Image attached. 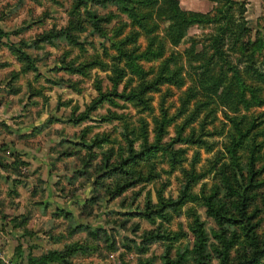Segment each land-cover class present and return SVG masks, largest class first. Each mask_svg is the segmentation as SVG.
<instances>
[{"label": "rangeland", "instance_id": "obj_1", "mask_svg": "<svg viewBox=\"0 0 264 264\" xmlns=\"http://www.w3.org/2000/svg\"><path fill=\"white\" fill-rule=\"evenodd\" d=\"M245 1L250 26L245 37L264 40V0ZM181 4L207 11L216 2L181 0ZM87 7L111 15V21L102 20L110 33L120 23H128L123 25L124 34L131 28L138 30V36L129 46H139L137 51H140L147 45L145 33L131 26L129 13L112 2L104 5L92 0L87 6L76 7V0H0V264H30L31 257L39 259L44 254L53 255L52 259H44L45 264H166L167 248L175 256L180 247L196 244L195 218L202 222L206 234L208 255L201 259L202 264H221L215 249V244H219L215 230L226 227L231 233L241 229L231 222L220 225L208 212L202 195L216 193V198L234 207V201L226 195L222 169H219L226 163L231 177L236 174L227 144L230 148L231 134L238 136L239 131L229 116L238 120L242 114L249 115L245 125L248 119L256 117L259 125L251 131L261 141L256 166L264 167V105L246 107L237 101L231 109L208 99L207 105L200 107L202 113L208 112L207 127L214 131L213 134L204 131L207 143H176V147L187 148L180 163L172 167L166 155L157 154L152 160L158 175L114 194L117 180L132 179L137 174L126 176L123 171L108 170L104 167V152L114 148L111 162L117 160L120 142L125 144L124 121L132 125V121L143 115L152 129L153 115L139 112L132 103L120 98L118 104H100L91 111L92 116L81 123L68 118L87 108L99 94L98 86L111 87L110 76L117 70H122L123 76L119 87L127 82L130 89L144 78H155L167 56V69L163 72L182 66L179 74L184 84L161 82V91L152 94L157 112L161 104L170 114L178 112L180 93L193 83V75L186 65V57L169 44L161 30L155 33L165 42L163 57H140L133 63L127 59H112L115 50L110 48V40L93 29L90 21H85ZM71 20L87 27L85 31L71 30L79 36L84 49L67 38L65 28ZM189 33L207 44L199 27L191 26ZM17 46H22L35 59L37 68L28 66L16 51ZM228 49L229 55L234 56L241 50L239 46ZM207 50L211 52L208 46ZM246 64V61L239 62L244 80L264 96V76L260 77L254 66L247 68ZM256 64L264 71V47L256 54ZM81 65H84L82 73L75 72L74 68ZM121 113L127 114L126 117L114 118ZM103 115L111 119L103 120ZM182 118L185 114L179 115L169 126L165 141L176 134L175 124ZM199 120L197 118L187 128L193 124L199 126ZM97 133H109L112 140L92 149L82 145L83 138L90 140ZM238 154L240 167L248 177L246 141L239 147ZM214 159L217 160L215 169L196 178L192 185L191 190L198 197L193 196L181 205L170 204L187 181L186 172L192 170L199 174ZM139 161L134 164L131 161L127 167L130 171L142 169L147 175L148 163L144 159ZM262 176L264 178V170ZM255 191V204L261 209L257 210L254 220L258 233L264 237V185ZM148 202L155 207L163 205L162 213L156 211L153 221L138 213ZM149 232L165 236L178 233V236L148 238ZM237 246L232 248L231 254L236 253Z\"/></svg>", "mask_w": 264, "mask_h": 264}, {"label": "trees", "instance_id": "obj_2", "mask_svg": "<svg viewBox=\"0 0 264 264\" xmlns=\"http://www.w3.org/2000/svg\"><path fill=\"white\" fill-rule=\"evenodd\" d=\"M92 0H76V7L85 5ZM104 5L107 3H115L120 9L126 10L130 15V23L132 27L141 29L147 36V45L137 51L139 46H129L130 42H134L138 36V30L131 28L128 34H124V26L128 23H120L113 32L110 33L108 26L102 23V20L111 21V15L100 14L94 9L87 7V18L85 21H90L93 29L98 31L104 37L110 40V48L115 52L112 54V59L121 60L127 59L130 62H135L140 57L161 58L165 55V42L157 37L156 30H161V33L168 39L169 44L178 48L186 57L187 66L190 69L192 76V84L187 86L180 93V107L178 112L169 113V109L161 104L159 112L156 111L154 104L153 91H161L162 83H174L182 86L184 78L179 74L182 66L172 69L168 72H163L167 69V59L165 57L161 62V72L153 79H142V82L130 89L129 84L125 82L123 87L119 85L123 79L122 70H117L116 74L110 76L113 84L111 87L104 89L101 85L98 86L99 94L91 101L85 110L77 115H72L68 119L74 123H81L92 116L91 111L96 109L100 104L105 102L109 104H118V99L123 98L126 102H130L139 112L147 111L152 114L154 126L151 129L150 122L143 115L138 116L132 121H124L122 136L125 144L120 142L118 155L119 158L111 162L114 156V148H109L104 153V167L108 170L123 171L126 176L137 174V177L132 179L117 180L114 194H120L128 187L136 183L148 181L158 175L154 172L156 163L152 160L157 154H164L168 157L171 166L174 167L184 158V153L187 148L185 146L176 147V143L188 142L191 144L207 143L205 134H213L212 129L207 127L208 112H201L200 107L207 105L208 99L217 102L218 106L224 105L232 109L233 104L237 101L242 102L248 107L251 104L264 105V96L251 87L242 76V69L239 66L240 61H246L247 68L254 66L257 75L264 76V71L256 66V54L264 47L262 38L252 39L245 37L250 31L249 21L246 15L247 1L240 0H212L216 2L215 6L208 11L185 8L181 4V0H93ZM146 8V9H145ZM197 26L202 30L207 44L204 41L189 33L191 26ZM210 27L211 30H205ZM85 31L86 26L77 25L74 20H71L69 26L65 28L67 38L74 43L81 44L79 36L71 32L72 29ZM49 35V33H48ZM231 39V41H230ZM208 48L211 50L209 52ZM240 47L238 55L228 53V48ZM21 57L28 62L29 67L37 68L34 64L35 59L23 49L22 46L15 48ZM228 49V50H227ZM246 54V57H244ZM234 58V59H233ZM84 65L77 66L75 72H81ZM140 71L143 69L140 67ZM231 73V74H229ZM231 75V76H230ZM230 76V77H229ZM237 94L239 98L236 99ZM191 107V108H190ZM185 114V118L175 124L176 134L169 141H165L166 134L169 133V126L177 120L179 115ZM127 114H117L114 118H125ZM207 116V117H206ZM235 121V125L239 131L238 136L231 134V146L227 144L228 152L233 160L234 172H228L227 164L223 163L219 166L223 173V182L226 189V195L234 201V207L222 198H216L217 194L203 193L202 200L207 206L208 212L213 215L220 225H225L228 222L236 224L240 227V232L233 230L228 233L226 227L220 230H215V235L219 239V244H215V249L221 258V264H261L264 257V237L261 236L257 229V221L254 220L257 215V210L261 209L259 204H255L256 191L258 187L264 185V178L261 174L264 167L256 166V160L260 156L258 148L261 147V141L253 132L259 122H256L254 116L251 120L248 119V124L245 125V120L250 118L247 114H242L237 120L234 116H229ZM199 118V126L193 124L189 129L188 124ZM237 118V117H236ZM101 119L108 120L111 117L107 115L101 116ZM245 125V126H244ZM198 130L200 133H198ZM153 133L152 137L151 134ZM143 138V140H142ZM109 133L102 135L95 134L90 140L83 138L82 145L88 149L101 147L106 141H110ZM139 140V141H138ZM247 142L249 151V175L245 177L244 169L240 167L239 147L244 142ZM139 142V143H138ZM137 143V145H136ZM241 144V145H240ZM260 149V148H259ZM221 158L223 154H220ZM144 159L148 163V174L145 175L142 169L130 171L127 166L129 162H140ZM204 171L197 174L192 173V170L186 172L187 181L184 183L179 196L170 204L181 205L189 198L198 197L191 190L196 178L203 176L210 169H215L217 160ZM138 161V162H137ZM217 169V168H216ZM241 170V171H240ZM238 171L241 176L238 177ZM112 193V191H111ZM112 193V194H113ZM161 198V196H160ZM264 203V199H263ZM252 207V209H251ZM159 211L162 213L163 205L156 206L148 202L143 210L138 211L144 217L153 221L154 213ZM194 231L197 237L196 244L190 247L186 244L183 248L177 250L175 256L171 255L167 248V253L164 255L166 264H202L201 259L208 255L206 250V234L202 222L195 218ZM178 233L159 234L149 232L146 237L168 239L177 237ZM243 237V239H241ZM236 253L231 254L232 248L237 245ZM169 247V246H168ZM170 248V247H169ZM51 254H54L52 252ZM53 255L44 254L39 259L31 257L30 264H45L44 259H52ZM141 264H144L141 263ZM264 264V263H263Z\"/></svg>", "mask_w": 264, "mask_h": 264}, {"label": "crops", "instance_id": "obj_3", "mask_svg": "<svg viewBox=\"0 0 264 264\" xmlns=\"http://www.w3.org/2000/svg\"><path fill=\"white\" fill-rule=\"evenodd\" d=\"M184 7V6H183ZM186 8V7H185ZM190 9H193V8H190ZM197 10H199V9H197ZM203 11V10H202ZM208 11V10H207Z\"/></svg>", "mask_w": 264, "mask_h": 264}]
</instances>
